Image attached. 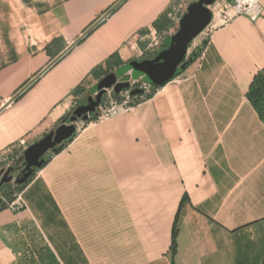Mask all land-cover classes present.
<instances>
[{"label": "crops", "instance_id": "0c3cea01", "mask_svg": "<svg viewBox=\"0 0 264 264\" xmlns=\"http://www.w3.org/2000/svg\"><path fill=\"white\" fill-rule=\"evenodd\" d=\"M120 1L52 8L36 48L0 67V158L96 102L95 71L155 47L154 24L164 27L174 0ZM203 1L211 12L229 4ZM257 5L256 18L210 30L200 55L152 97L105 120L99 101L78 118L74 137L14 194L27 207L0 210V264H264V121L247 97L264 69ZM59 167L73 173L59 179Z\"/></svg>", "mask_w": 264, "mask_h": 264}, {"label": "water", "instance_id": "95a60500", "mask_svg": "<svg viewBox=\"0 0 264 264\" xmlns=\"http://www.w3.org/2000/svg\"><path fill=\"white\" fill-rule=\"evenodd\" d=\"M125 0H121V4ZM214 1V0H213ZM229 4H233L238 0H226ZM118 4V5H119ZM112 11V10H111ZM111 11L108 13L110 14ZM107 14V15H108ZM213 18L212 12L204 5L203 0L190 4L187 8L186 13L180 20L179 31L172 38L171 46L163 51L158 57L162 63H156V61H145L139 64L136 68L137 72L134 78L146 76V82L150 85H161L175 77L177 70H184L188 66V62L183 63L184 59L188 55L190 45L193 41L210 25ZM88 32L84 34L86 36ZM196 58L193 54L192 60ZM191 60V61H192ZM127 69H121L117 75L122 77L126 73ZM130 88L129 82L117 81V76L112 73L100 81L95 90L94 95L97 93V101L93 102L90 100L89 105L79 107L75 115L72 116L67 122H62L54 134L43 138L39 142L29 146L25 153L24 159L27 164L28 172L23 175L20 179H13L10 176L12 168L2 169L0 171V188L4 184L16 183L17 185H24L28 182L30 176L33 173V169L42 168L45 159L43 158L51 149L56 152L55 148L58 146L62 148L66 142L71 140L77 133V120L82 117L83 121L89 120L88 112L92 111L95 106L99 103L102 96L105 95L108 89H113L115 94H119L124 89ZM143 91L140 89H134L131 91L132 96L140 95Z\"/></svg>", "mask_w": 264, "mask_h": 264}, {"label": "rangeland", "instance_id": "374dc122", "mask_svg": "<svg viewBox=\"0 0 264 264\" xmlns=\"http://www.w3.org/2000/svg\"><path fill=\"white\" fill-rule=\"evenodd\" d=\"M67 0H0V67L5 66L11 62H14L17 58L21 57L30 49H35L36 42H39V33H40V18L47 11L52 8L64 3ZM197 0H182L181 5V13L183 15L187 11V6L192 4ZM226 5V4H225ZM179 25L172 29V34L176 33ZM210 32L207 28L193 41L190 46V53H193L197 50L202 49L203 44L209 37ZM157 38V36H156ZM150 43H156L153 40V37L150 36L148 39ZM159 39H157L158 41ZM201 48V49H200ZM155 52L148 54L147 56L153 57ZM130 77V75H129ZM121 81V78H119ZM154 90L148 87V90L145 92V95L152 94ZM115 99L121 102V96L115 97ZM142 98H134L130 99V106H134L140 103ZM101 106L105 109L106 104L108 103V99L103 95L101 100ZM99 109H97L98 111ZM100 112V110H99ZM101 114V112H100ZM99 114V115H100ZM56 149L59 147L56 146ZM26 150L18 147L9 152L7 155H4L0 159L2 162L0 163V171L2 169H8L11 166L18 165L24 159V153ZM56 153L51 149L45 156L46 160L48 158H52ZM23 158V159H22ZM69 169H65L62 171L61 167L57 168L54 172L57 174L59 179L62 178L63 175H68L73 173V170L68 171ZM41 170L32 174V177H35ZM60 181V180H59ZM76 185V184H75ZM16 184L11 183L7 186L5 190V198H9L16 194L17 189ZM59 190L62 189V183L59 182L55 184ZM0 196L4 197V193H0ZM8 200V199H7Z\"/></svg>", "mask_w": 264, "mask_h": 264}, {"label": "built area", "instance_id": "2783aa9c", "mask_svg": "<svg viewBox=\"0 0 264 264\" xmlns=\"http://www.w3.org/2000/svg\"><path fill=\"white\" fill-rule=\"evenodd\" d=\"M181 2H182V0H174L173 3L171 4V7L168 10V18L174 24V27L179 25L180 20L183 16V13L180 14L181 13L180 11L182 8ZM217 4H220L222 7V18L224 20L220 26L227 24L234 16H237L240 14H246V15H249L253 18H256L260 14L259 10L257 12H254L250 4H245V6L242 10L238 11L236 14H234L232 16L229 15V11L232 7L240 6V0L236 1L233 4H226V5H223L222 3L217 2L214 5V7ZM255 4L257 5V0L255 1ZM214 7L212 8L213 20L207 28L208 31L216 28V26H214V20L216 17ZM152 37H153V40L156 41V44H157L158 41L156 38V34L154 33L152 35ZM129 83H130V88L124 89L119 94H115L113 89H108L106 91L105 94L108 97V103L106 104V106H108V107L103 109V106H100L99 110H100L101 114L99 115V118H98L99 120L109 119L113 116H116V115L122 113V112H126V111L130 110L132 107V106H130V103H131L130 99L132 97H135V96L131 95V91L136 89V88H140L144 92H146L148 90V87H150V85L147 84L146 82H142L141 78L138 80H130ZM95 95H97V93ZM117 96H121V102H119L115 99V97H117ZM20 145L24 147V150H26L28 148V147H25V142H22ZM0 199L5 204L6 208H9L13 211L27 207L25 201L22 199L20 194L14 195V199L12 201H8L5 197H2V196H0ZM0 210H1V208H0Z\"/></svg>", "mask_w": 264, "mask_h": 264}, {"label": "trees", "instance_id": "16d2710c", "mask_svg": "<svg viewBox=\"0 0 264 264\" xmlns=\"http://www.w3.org/2000/svg\"><path fill=\"white\" fill-rule=\"evenodd\" d=\"M168 14V13H167ZM165 25L164 27H161V23H158L156 22L154 24V28L155 30L157 31V34L158 35H161L163 33V31H169L170 29L174 28V24L171 22V20L168 18V16L166 15L165 16ZM91 31V30H90ZM89 31V32H90ZM169 44V41L167 40V42L165 43L164 47H167ZM205 43L203 44V47H204ZM202 47V48H203ZM201 49V48H200ZM194 54L196 55V58L200 55V50H197L194 52ZM195 58V59H196ZM194 60V59H193ZM123 65V62H121L120 60L117 62L116 66H107V68L105 70H103L102 68H100L99 70L95 71L94 74L95 76L97 77V80H98V83L100 81H102L106 76L107 74L113 70L114 68L118 69L119 67H121ZM121 70V69H120ZM119 70V71H120ZM97 83V84H98ZM97 84L93 87V89L91 90V93L94 94V90L97 86ZM161 87V85H151V88L154 90V92L152 94H147L145 95V92L141 95H137L135 96L134 98H142L144 100L152 97V95L155 93L156 89ZM83 90L82 89H77L76 90V95H79L81 94ZM248 100L249 102L252 104V106L255 108V110L258 112L260 118L264 121V69L259 71L253 78V81L251 83V86H250V90L248 92ZM141 101V102H142ZM66 118L62 119L61 120V123L62 121L64 122ZM62 151V148H58L57 151L55 152L56 154L60 153ZM23 159V158H22ZM50 161V158H48L47 160H45L43 167H45L48 162ZM40 168V169H42ZM39 169H35V173L38 171ZM7 188V187H6ZM6 188L1 192V193H4V197L6 196L5 195V190ZM25 188V185H18L17 186V191H22L23 189ZM8 201H12L14 199V196L12 197H9L7 198ZM184 200H182L181 202V206L182 204L184 203ZM5 204L2 202V200L0 199V208L3 209L5 208ZM177 220H178V217L174 223V226H173V230H172V243H171V247H170V251H171V255H172V258H173V261H174V257L176 256L177 254V237H178V226H177Z\"/></svg>", "mask_w": 264, "mask_h": 264}, {"label": "flooded vegetation", "instance_id": "af4514ba", "mask_svg": "<svg viewBox=\"0 0 264 264\" xmlns=\"http://www.w3.org/2000/svg\"><path fill=\"white\" fill-rule=\"evenodd\" d=\"M179 28V27H178ZM178 31H179V29L176 31V33H175V35L178 33ZM174 35V36H175ZM156 36H157V39H159L158 40V43L155 45V47H153V48H151V49H149L148 50V54H150V53H153V52H155V54L153 55V57H148L147 55L148 54H146V55H144L142 58H140V59H138V60H134V61H130V62H127V63H125V64H123L121 67H119L118 69H116L115 71H114V74L117 76V81H119V78H121V81L120 82H129L130 80H138V79H140L141 78V81L142 82H146V76L144 77V76H142V77H139V78H134V76H135V74H136V72H137V70H136V68H137V66L139 65V64H141L142 62H145V61H156V63H162V61L161 60H158L157 61V59H158V57L161 55V53L163 52V51H165V50H167L170 46H171V44L170 45H168L167 47H162V46H164L163 45V41L161 42V35H158V34H156ZM173 36V37H174ZM194 54V53H193ZM193 56V55H192ZM192 56H188L187 55V57L184 59V61H183V63H186V62H188L189 64L191 63V60H192ZM127 69V71H126V73H124V75L122 76V77H118V75H117V73L119 72V70L120 69ZM178 70H180V69H178ZM177 70V71H178ZM129 75H130V77H129ZM147 83V82H146ZM148 84V83H147ZM150 85V84H149ZM151 86V85H150ZM136 89H140V88H136ZM140 90H142V89H140ZM143 91V90H142ZM144 93V91L141 93V94H143ZM140 94V95H141ZM46 156V155H45ZM45 156L43 157L45 160H46V158H45ZM10 168H12V172H11V174H10V176H12L13 177V179L15 180V179H20V178H22L23 177V175L25 174V173H27L28 172V167H27V164H25V159H23L22 161H21V163L20 164H18V165H14V166H11ZM35 173V169H33V173L32 174H34ZM31 177H32V175L30 176V178H29V180L31 179ZM1 178L2 177H0V180H1ZM28 180V181H29ZM12 183H14V182H12ZM11 183H8V184H4L1 188H0V193L8 186V185H10ZM14 184H16V183H14ZM17 185V184H16ZM24 185H26V184H24ZM21 186V185H20Z\"/></svg>", "mask_w": 264, "mask_h": 264}, {"label": "bare ground", "instance_id": "6f19581e", "mask_svg": "<svg viewBox=\"0 0 264 264\" xmlns=\"http://www.w3.org/2000/svg\"><path fill=\"white\" fill-rule=\"evenodd\" d=\"M256 0H240V6H236V7H232L229 11V15H234L236 14L238 11L242 10L245 6V4H250L253 11L257 12L259 10L258 5L255 4ZM215 13H216V17L214 20V26H219L223 23V18H222V7L220 4H217L214 7Z\"/></svg>", "mask_w": 264, "mask_h": 264}]
</instances>
